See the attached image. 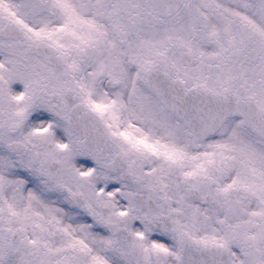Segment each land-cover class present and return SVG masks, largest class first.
I'll return each instance as SVG.
<instances>
[{"label":"snow or ice","instance_id":"6c2138e0","mask_svg":"<svg viewBox=\"0 0 264 264\" xmlns=\"http://www.w3.org/2000/svg\"><path fill=\"white\" fill-rule=\"evenodd\" d=\"M0 264H264V0H0Z\"/></svg>","mask_w":264,"mask_h":264}]
</instances>
